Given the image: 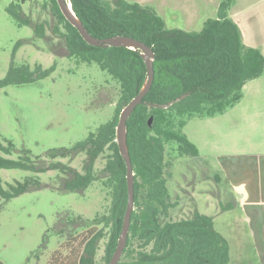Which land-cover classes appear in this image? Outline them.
<instances>
[{
  "label": "trees",
  "instance_id": "obj_1",
  "mask_svg": "<svg viewBox=\"0 0 264 264\" xmlns=\"http://www.w3.org/2000/svg\"><path fill=\"white\" fill-rule=\"evenodd\" d=\"M50 2L59 24L66 30L63 38L68 57L75 58L78 64H97L116 81L120 87L119 103L113 118L86 139L71 148L48 151L47 155L53 159L85 153L83 173L61 162L34 159L28 150H23L24 155L18 159L0 154V169L33 173L59 170L68 176L63 179L61 191L80 193L96 181L95 163L109 150L111 154L102 170L104 186L112 199L110 215L104 218L105 227L110 228L104 255L109 264L118 244L128 202L127 167L116 142V129L122 110L144 86L147 67L140 51L87 44L64 17L57 0ZM69 2L93 37L129 36L145 43L155 53V79L151 90L127 121L136 197L128 243L119 264H230L229 242L215 230L213 218L195 212L190 220L169 222L170 209L175 204L171 202L165 177V149L172 143L177 145L181 156L198 157V148L183 133L189 120L224 113L241 100L248 82L264 74L262 51L246 46L238 25L228 17L232 0H224L218 18L208 20L199 33L169 30L157 12L137 2ZM8 13L20 27L31 26L36 37L46 38L45 26L26 17L22 4L10 5ZM53 30L56 34L60 32L58 26ZM26 43H30V39ZM55 68V64L46 70L39 64L34 69L27 64L13 66L7 77L0 81V88L33 83L49 76ZM183 95L187 97L167 109L150 107L151 104H168ZM152 116L154 122L150 127ZM7 144L5 146L0 140V151L7 155L19 151L11 141ZM41 187L38 178H26L23 182L10 184L8 189L3 188L0 180V201L1 198L10 201ZM104 237V229L92 230L83 240V250L73 264H97V250ZM0 264L3 263L0 261Z\"/></svg>",
  "mask_w": 264,
  "mask_h": 264
},
{
  "label": "rangeland",
  "instance_id": "obj_2",
  "mask_svg": "<svg viewBox=\"0 0 264 264\" xmlns=\"http://www.w3.org/2000/svg\"><path fill=\"white\" fill-rule=\"evenodd\" d=\"M127 1L153 9L165 20L169 30L190 25L187 6L179 5V0ZM12 4H22L26 17L45 26V39L36 37L31 26L17 24L8 13ZM55 26L60 29L58 34L54 33ZM194 27L197 32L202 28L197 23ZM65 32L50 0H0V81L13 66L27 64L34 69L39 64L46 70L56 65L55 71L44 79L0 88V140L5 146L11 141L19 150L12 155L2 151L0 154L18 159L24 155L23 150H28L34 159L61 162L83 173L85 153L55 159L47 153L73 147L110 121L119 103L120 87L97 64H78L75 58L68 57ZM28 39L30 43H26ZM207 118L190 119L183 133L204 146ZM110 154L106 150L97 159V179L80 193L61 191L63 179L68 176L59 170L33 173L0 169L1 185L5 189L26 178H38L42 184L41 188L10 201L1 198L0 261L3 264H73L78 261L83 240L90 232L104 229L96 263L106 264L104 255L110 228L105 227L104 218L110 215L112 199L104 186L102 170ZM201 155L200 158L181 156L177 145H166L165 177L171 202L175 204L170 209L169 222L190 220L199 211L213 218L215 230L229 242L230 264H258V254L249 243L240 211L227 210L228 201L216 187L214 175H219V168L215 158L205 148ZM226 187L223 181L222 188L226 190ZM58 231L62 234L56 235Z\"/></svg>",
  "mask_w": 264,
  "mask_h": 264
},
{
  "label": "crops",
  "instance_id": "obj_3",
  "mask_svg": "<svg viewBox=\"0 0 264 264\" xmlns=\"http://www.w3.org/2000/svg\"><path fill=\"white\" fill-rule=\"evenodd\" d=\"M222 2L179 0V5L187 6L190 22L189 27L179 30L201 32L208 20L218 18ZM228 17L240 28L244 44L260 49L264 55V0H232ZM196 23L202 27L198 32L194 29ZM205 124V147L187 137L198 148V158L203 148L215 158L219 168V175H214L216 187L228 201L227 210L240 211L249 243L258 254V264H264V74L244 86L238 103L222 114L208 117ZM223 181L226 190L222 188Z\"/></svg>",
  "mask_w": 264,
  "mask_h": 264
},
{
  "label": "water",
  "instance_id": "obj_4",
  "mask_svg": "<svg viewBox=\"0 0 264 264\" xmlns=\"http://www.w3.org/2000/svg\"><path fill=\"white\" fill-rule=\"evenodd\" d=\"M57 3L64 17L67 19L69 23H71L78 30V32L80 33V35L87 44L94 47H102V48L123 47V48L140 51L147 67L148 77L146 79V82L142 87L138 96L135 99H133L128 105H126L122 110L118 122V126L116 129V142L119 146L121 156L125 161L127 167V187H128V202H127L126 212L123 218L122 229L118 239L116 250L109 263V264H119L128 243L132 214L135 207V197H136L135 173L128 147L127 121L134 112V110L143 103V99L151 90V87L155 79V69H154L155 53L153 49L148 45H146L145 43L129 36L119 35L105 39H97L93 37L85 28L83 22L74 13L72 4L69 2V0H57ZM186 97L187 95H183L177 100L170 102L168 104H163V105L151 104L150 107L167 109L174 103ZM153 122H154V117L152 116L149 119L150 127L152 126Z\"/></svg>",
  "mask_w": 264,
  "mask_h": 264
}]
</instances>
